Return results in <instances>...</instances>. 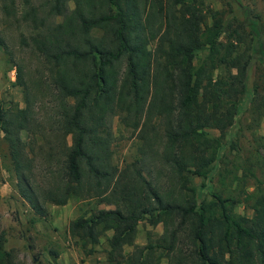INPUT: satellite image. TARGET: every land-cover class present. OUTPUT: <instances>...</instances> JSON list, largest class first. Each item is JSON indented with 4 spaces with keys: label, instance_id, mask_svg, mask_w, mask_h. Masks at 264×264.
<instances>
[{
    "label": "trees",
    "instance_id": "1",
    "mask_svg": "<svg viewBox=\"0 0 264 264\" xmlns=\"http://www.w3.org/2000/svg\"><path fill=\"white\" fill-rule=\"evenodd\" d=\"M2 3L6 14L16 13L15 0ZM20 17L44 19L22 36L42 66L31 73L14 62L25 103L0 104V131L35 215L45 218L46 202L70 198L115 203L67 224L85 255L111 230L110 264H264L262 181L253 191L203 193L243 98L252 93L264 105L258 83L249 84L253 62L264 56L259 19L224 17L204 0H22ZM0 45L9 52L1 35ZM46 95L56 103L45 123L35 107ZM116 114L140 140L141 155L121 167L111 160ZM147 157L165 166L166 183L145 171ZM38 160L43 186L33 173ZM241 200L252 214L236 211ZM142 219L162 231L138 244ZM5 240L1 230L0 264H13Z\"/></svg>",
    "mask_w": 264,
    "mask_h": 264
},
{
    "label": "rangeland",
    "instance_id": "2",
    "mask_svg": "<svg viewBox=\"0 0 264 264\" xmlns=\"http://www.w3.org/2000/svg\"><path fill=\"white\" fill-rule=\"evenodd\" d=\"M204 2L223 10L224 17L230 19L233 17L238 21H246L247 17L258 18L262 28L261 36L264 39V0H204ZM2 4L0 0V35L11 53L0 45V104L6 106L19 102L24 105L22 89L15 83L14 62L22 63L25 70L31 73L42 66L41 56L30 46L23 44L22 36L28 38L34 31L33 23L41 24L44 19L32 17L30 21L23 20L20 17L22 0H15L16 13L11 15L3 11ZM69 5L73 7L74 3L70 1ZM57 19H61V16L56 17ZM248 30L249 26H246L245 33ZM216 71L220 72L222 69L218 68ZM253 83H258L260 94L264 92V56H259L251 66L249 84ZM255 97L257 98L248 93L243 98L240 112L235 116L232 125L226 129L223 137L224 148L219 153L213 178L211 183L207 181L210 186L203 191L207 198L211 197L209 189L221 188L225 194H233L240 185L245 191H253L256 185H260V181L264 186V105L258 101V96ZM55 103L46 95L35 107L38 116L45 123L47 117L55 113ZM45 128L49 134L47 124ZM111 128L113 162L121 167L125 162L141 155L138 147L140 140L130 128L120 122L117 114L111 118ZM207 130L210 135L219 134L216 128ZM147 162L145 171H148V175L159 176L166 183L165 166L157 158L147 157ZM33 173L36 183L43 186L42 176L45 168L41 161L35 163ZM16 180L7 143L0 131V231H5V248L13 251V264H54L55 261L60 264H110L106 258L108 248L106 236L111 234V230L100 237L93 253L85 255L76 237L67 231V224L82 211L89 214L101 207H114L115 203L98 202L95 197L70 198L65 204L46 202L49 215L45 218L37 217L28 202L20 195ZM202 180L201 176L195 175L192 183L200 190ZM235 209L239 213L252 214L246 200L238 202ZM33 216L35 221L31 222L30 218ZM161 231L162 224L152 226L142 219L138 223L135 242L144 244L148 241L149 233L155 237ZM50 249H56L58 255L55 256ZM130 250L132 245H125L124 251ZM162 261H165V258Z\"/></svg>",
    "mask_w": 264,
    "mask_h": 264
}]
</instances>
